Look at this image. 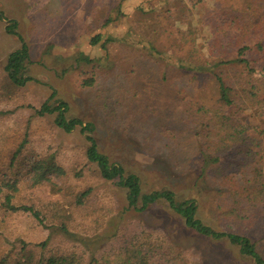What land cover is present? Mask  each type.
Masks as SVG:
<instances>
[{
  "label": "rangeland",
  "instance_id": "374dc122",
  "mask_svg": "<svg viewBox=\"0 0 264 264\" xmlns=\"http://www.w3.org/2000/svg\"><path fill=\"white\" fill-rule=\"evenodd\" d=\"M247 2L0 0V188L8 191L3 183L15 182L13 205L32 206L46 224L63 221L76 234L68 239L65 233H54L47 250L77 252L84 263L95 258L102 264H138L137 254L145 255L142 264L253 262L227 240L202 236L186 226L163 201L143 211L127 208L125 189L103 179L87 161L88 141L80 127L65 132L55 125V114L34 112L45 101L61 100L67 103L68 118L93 124L99 150L136 173L143 192L169 189L177 200L196 199L203 223L245 234L264 258V198L250 205L241 197L230 216L228 207H218L215 181L198 180L199 145L194 118L185 109L194 101L215 104V87L211 77L182 72L175 61L188 55L208 57L219 21L236 16ZM10 20L17 22L15 31L29 51L25 72L33 79L23 86H15L5 69L8 54L21 46L6 31ZM96 34L102 40L92 44ZM235 34L228 29L226 35ZM236 48L227 44L223 56H236ZM221 52L217 49L213 56ZM80 54L92 61L79 59ZM227 67L218 70L231 77ZM241 118L264 127L254 108L245 109ZM48 157L65 173L35 185L31 166ZM221 158L225 164L233 155ZM251 163L257 172L245 176V185L260 190L264 153ZM214 179L219 181L220 175ZM85 190L87 196L78 202ZM48 234L30 212L0 205V258L6 253L15 258L22 242L34 249Z\"/></svg>",
  "mask_w": 264,
  "mask_h": 264
},
{
  "label": "trees",
  "instance_id": "16d2710c",
  "mask_svg": "<svg viewBox=\"0 0 264 264\" xmlns=\"http://www.w3.org/2000/svg\"><path fill=\"white\" fill-rule=\"evenodd\" d=\"M236 16H229L219 21L221 24L214 32L215 41L210 46L208 57L190 56L177 57L176 67L185 73H194L212 78L215 89V104L207 105L202 102H192L185 109L188 117L194 118L192 127L198 141L199 158L201 161L199 178L201 182L212 178L215 181V192L219 194L221 203L218 207H228L226 213L230 216L235 214V210L241 201V197L247 204L256 205L259 198H264V183H260L261 188L247 187L245 176L248 173H256L257 168L251 161L264 153V127L243 122L241 115L247 108H254L257 116L264 119V5L259 0H248L245 9L237 12ZM17 22L10 20L6 26V31L16 35L21 46L10 52L6 58L5 69L8 78L15 86H23L33 78L26 74L25 61H29L28 46L23 38L15 31ZM235 30L236 34L229 38L227 30ZM101 34H96L91 38V43L96 44L102 40ZM111 39V38H107ZM227 44H234L236 56L226 58L223 51ZM217 49L221 50L218 57H214ZM198 59L196 61L189 59ZM79 59L90 62L91 58L80 54ZM208 59V60H207ZM221 65L228 66L231 77L223 70H218ZM54 92L51 97L54 96ZM67 103L57 100V104L43 102L39 108L35 109V114L44 116L54 115V123L65 132H71L77 126L85 134L88 145L85 148V156L88 162L95 164L100 176L125 189L127 208L136 211H143L151 204L159 201L165 202L167 206L176 213L184 224L202 236L211 239H224L236 245L244 256L250 257L252 264H264V258L258 253L254 242L245 234L237 232H227L216 230L207 225L197 217L199 205L196 199L186 198L177 200L175 193L169 189L153 190L143 192L140 177L136 173L127 172L125 168L109 159L101 152L97 142L92 135L94 126L91 122L84 123L79 118H68L66 116ZM231 152L233 159L225 164H221L222 155ZM19 150L13 154L16 158ZM32 180L35 185L51 181V177L61 176L65 170L56 163L52 157L43 158L33 163L31 166ZM220 175V180L214 177ZM14 183L4 182L8 191L0 188V205L10 211H28L49 229V234L42 242L27 248V243L22 242L20 254L15 258L5 254L0 258V264H102L95 258L84 263L83 255L74 251L47 250V244L54 233H65L75 237L76 234L67 229V224L63 221L46 224L39 212L32 206L22 204L13 205L11 200L15 195ZM85 190L77 198L82 201L87 196ZM224 194V197L220 195ZM46 219V218H45ZM137 263L142 264L145 255H136Z\"/></svg>",
  "mask_w": 264,
  "mask_h": 264
}]
</instances>
